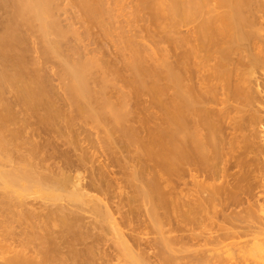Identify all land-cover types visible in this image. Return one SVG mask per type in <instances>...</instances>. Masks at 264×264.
Listing matches in <instances>:
<instances>
[{"label": "bare ground", "instance_id": "obj_1", "mask_svg": "<svg viewBox=\"0 0 264 264\" xmlns=\"http://www.w3.org/2000/svg\"><path fill=\"white\" fill-rule=\"evenodd\" d=\"M69 1L109 33V0ZM147 1L167 49L123 40L115 104L94 56L62 60L63 93L26 61L81 40L60 0H0V264H264V0ZM143 91L161 116L127 106Z\"/></svg>", "mask_w": 264, "mask_h": 264}, {"label": "rangeland", "instance_id": "obj_2", "mask_svg": "<svg viewBox=\"0 0 264 264\" xmlns=\"http://www.w3.org/2000/svg\"><path fill=\"white\" fill-rule=\"evenodd\" d=\"M60 2L62 9L55 12V18L59 22L60 27L63 29L74 27L79 32V35L81 33V40H75L76 38L74 37L76 36L68 33L67 37L63 39L60 45L63 51V55H61V57L55 58H43L41 57L39 51H36L38 50L40 43L36 41L34 36L31 37V40L29 39L28 42L32 51H28V53H25L26 61L29 60L32 62V59L35 60L37 56L36 62L39 61V65L41 67H39L36 62L35 63L37 64V66H34L41 68L42 73H44V75H47L46 77L51 78L50 80L51 82H53L52 84L54 88L57 89L59 93L64 92V86L67 82V77L62 75V60L70 59L71 62H74L77 56L71 51L74 48L80 52L82 58L94 56L96 59H98V63H100L103 67L105 65L111 67V69L106 71L104 74V76L109 79V83L105 87H103V83H100V78L103 75L97 72V75L89 77L88 83L95 90L103 88V96L109 98L115 104L119 101L118 98L120 96V93L128 92L133 80L130 71L125 67H121V64L127 63L126 61L130 54V51L127 48L125 50L124 47L127 45L123 44V40H126V38H131L133 39V41H137L140 49H142V56L148 59V61L150 60V57L158 58V56H161L162 52H159L160 46L167 49V43L164 42L167 31L166 22L161 18L157 19L156 14L158 12L153 9L151 3L147 0H109L108 6L109 9H111V27L108 34H106L100 26L84 22L82 20V18L84 19L83 15L81 18L79 17V15L81 16V12L78 11L80 10L73 3L71 4L69 0H60ZM2 15L3 8H0V17H2ZM86 28L87 32L85 31ZM35 35L38 36L37 33H35ZM34 47L37 49L35 50ZM84 47H86V51L84 50ZM120 49L124 50L123 56ZM150 61L149 63H151ZM160 81L165 83V79H161ZM3 96L5 102L7 100V102L10 101V103H13V91L7 90ZM6 97L8 99H5ZM164 97L165 95L162 96V98ZM127 106L131 109L142 108L144 112H153L155 117L161 116L160 110L154 106L151 96L145 91L140 92L136 98L130 97L128 99ZM139 115L142 114L139 113ZM30 118L31 120H29L31 122H34L35 118L31 116ZM150 124L152 125V123ZM11 127L19 128L16 127V125H11ZM93 133L94 139H96L98 136H101V134L97 132ZM101 157L102 156L99 157V160H103V157ZM109 169L115 170L116 167L111 166L109 167ZM36 195L34 196V193H31L27 196V199L31 200L33 199V196L37 198ZM37 199H34L37 201L34 202L38 204L40 203V199ZM30 202L34 203L32 201Z\"/></svg>", "mask_w": 264, "mask_h": 264}]
</instances>
